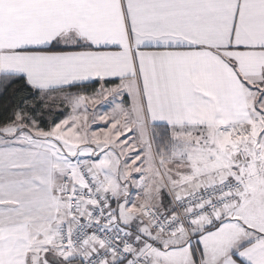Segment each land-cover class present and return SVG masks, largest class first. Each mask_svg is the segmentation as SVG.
Masks as SVG:
<instances>
[{
	"label": "snow or ice",
	"instance_id": "1",
	"mask_svg": "<svg viewBox=\"0 0 264 264\" xmlns=\"http://www.w3.org/2000/svg\"><path fill=\"white\" fill-rule=\"evenodd\" d=\"M0 264H264V0H0Z\"/></svg>",
	"mask_w": 264,
	"mask_h": 264
}]
</instances>
